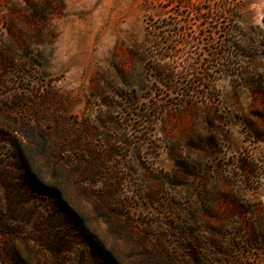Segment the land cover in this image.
Wrapping results in <instances>:
<instances>
[{"label":"rangeland","instance_id":"rangeland-1","mask_svg":"<svg viewBox=\"0 0 264 264\" xmlns=\"http://www.w3.org/2000/svg\"><path fill=\"white\" fill-rule=\"evenodd\" d=\"M0 264H264V0H0Z\"/></svg>","mask_w":264,"mask_h":264},{"label":"trees","instance_id":"trees-1","mask_svg":"<svg viewBox=\"0 0 264 264\" xmlns=\"http://www.w3.org/2000/svg\"><path fill=\"white\" fill-rule=\"evenodd\" d=\"M161 46V44L152 47L151 49V65L149 62V72L151 76L155 79L157 83L163 84L165 87H167L169 92H174L175 87L168 86L167 83L174 82L175 77L177 75L176 68H172V65L169 64V60L172 59H181L185 55V51L182 49H167L166 54L159 53L158 50ZM168 60V61H167ZM183 75H194L199 74L198 67H192L189 68L186 71H182ZM181 86L182 83H176L174 86ZM208 91L211 90L210 87H205ZM191 92V89H188V93Z\"/></svg>","mask_w":264,"mask_h":264}]
</instances>
